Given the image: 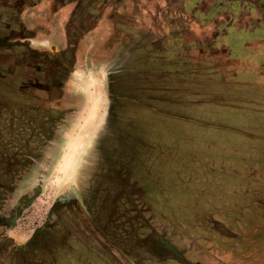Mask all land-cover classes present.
<instances>
[{
	"label": "rangeland",
	"instance_id": "rangeland-1",
	"mask_svg": "<svg viewBox=\"0 0 264 264\" xmlns=\"http://www.w3.org/2000/svg\"><path fill=\"white\" fill-rule=\"evenodd\" d=\"M5 1L0 0V44H3L0 45V99L3 106L6 47L13 44L5 39L8 32L4 29L9 28L2 9ZM239 1L246 2L245 8L248 7L232 9V17L249 23L233 32L237 38L233 47L240 53L237 56L252 52L243 47L247 39L254 51L247 55L244 69L237 68V72H232V68L208 71L202 67L197 70L185 67L184 73L166 71L157 77L156 73L161 71L159 67L164 65L160 63L154 73H149L154 76L146 74L143 68L133 72L128 66L120 73V89L126 90L128 85L138 87L137 97L124 93L135 99L132 103L146 101V105L136 107L118 102L129 106L124 109L131 112L119 122V132L113 136L116 139L111 141L109 151L123 170L118 175L117 169L110 172L112 177L122 176L119 183L132 185L131 180H140L144 173L147 174L149 187L145 195L143 186H146L135 183L140 195L134 207L136 217H125V223L136 225L128 235L135 236L137 243L145 246L140 257L142 264H149L148 259L155 260L149 246L159 240L173 244L180 257L187 252L188 256L199 258L198 247H204V257L224 256L228 255L231 245L232 264H264V184L261 191L255 185L244 186L264 180L259 176L260 171L264 173V0ZM44 43L46 46L50 42ZM219 48L223 50V47ZM138 57L139 61H134L137 69L138 63L142 66L150 60L142 53ZM66 86L68 101L62 103V108L67 109L61 113L62 119L66 120L61 121V136L55 153L39 181L34 172L21 186V191L33 187L36 190L23 203L15 220L13 235L17 242L41 224L56 198L71 191L69 183L78 192L75 183L79 171L84 162L91 159L94 146L102 144L99 138L108 131L105 72L101 66H77L69 75ZM145 87H153L145 89L144 95L152 93L156 100L142 96ZM72 99L75 104L68 109L67 103ZM147 105L163 115L152 112ZM69 112L71 116L67 115ZM187 117L197 122L187 120ZM235 128L243 133H232ZM105 151H100L104 157L107 156L102 153ZM69 154L71 159L74 158L71 166L64 164V157ZM129 168H133L130 178H124L128 176ZM104 175L95 185L108 182V174ZM245 187H249L251 196L236 194ZM219 193L227 194L223 197L220 194L224 201L220 202V198L219 202L205 203L215 200L212 197ZM232 193L235 194L232 196ZM199 200L200 208L192 209ZM213 224L221 231L226 230L228 236L222 232L218 235ZM145 236L149 237L147 242H143Z\"/></svg>",
	"mask_w": 264,
	"mask_h": 264
},
{
	"label": "flooded vegetation",
	"instance_id": "flooded-vegetation-1",
	"mask_svg": "<svg viewBox=\"0 0 264 264\" xmlns=\"http://www.w3.org/2000/svg\"><path fill=\"white\" fill-rule=\"evenodd\" d=\"M6 1V5L1 6L5 11L7 26L9 25L8 30L4 29L9 35V37L6 35L5 39L13 44L6 47L4 106L1 105L0 99V255H2L0 257H3V261L6 257L11 264H31L30 261L35 264L47 263L46 259L50 257L52 250L44 248L42 250L44 257H24V261L21 262V257H17L19 254H16L20 253V249L9 239V233L15 228V220L23 203L36 190L33 187L22 192L21 186L34 172L37 173L35 177L37 181L41 179L43 170L50 163L59 144L61 121L66 120L62 119L61 113L67 109L62 108V103L66 104L68 101L66 85L69 75L77 66L99 65L105 72L108 101L105 115V120L108 121L107 134H102L99 138L102 144L94 146L91 159L85 161L79 171L78 181L75 183L78 192H69L56 198L41 224L31 231L28 241L34 239L54 241L61 252L65 250L71 252L72 264H107L110 247L94 229L92 222L110 238L109 241L113 245L123 246L126 241L124 231L130 225L125 223V217L136 214L134 208L136 199L133 198L131 191L118 190L120 186L118 180H122V176L115 178L110 174L115 169L116 175L123 171L115 162V155L109 153L110 143L116 139L113 136L119 132L118 124L122 117L131 112L130 109H124L129 106L118 102H126L136 107L138 104L146 105V101L132 103L135 99L124 94H135L137 97L138 87L135 85H128L126 90L120 89L121 72L116 71L113 59L103 55L102 41L84 40L85 33L96 28V25L89 22L90 17H85L87 18L85 23V18L79 16L82 10L77 6L87 0L77 2L76 6H73V3H76L73 1V3L59 1L54 9L52 7L45 9L44 0ZM102 15L101 12L99 16ZM108 32L109 30H106V33ZM33 42L36 44L33 45ZM44 42L50 43L45 46ZM149 73L154 72L146 74L153 75ZM151 88L153 87L142 89V96L156 100L152 93L144 95V90ZM73 103L75 104L74 99L67 103L68 109ZM147 106L155 110L151 105ZM67 115L71 116V113ZM110 117L112 119L109 120ZM110 136L111 138H104ZM103 139L110 142L104 143ZM102 149L106 150L102 153H106L107 156L101 155ZM131 169L133 168H129V174L124 178L129 177ZM104 174H108V182L100 186L95 185ZM143 175L144 178L140 179L147 183V174ZM213 225L217 229L216 224ZM148 238L145 236L146 241L143 242H147ZM27 242L24 244L27 245ZM139 245L145 248L142 244ZM171 249H174V246L166 242L155 241V244L149 246L150 252L158 260H178L170 254ZM230 252L232 257V251ZM91 254L95 255V262H92ZM60 257L61 264H67L68 259L65 260L63 255ZM207 259L205 258V261ZM208 260L215 263L212 258ZM182 262L191 264L186 259Z\"/></svg>",
	"mask_w": 264,
	"mask_h": 264
},
{
	"label": "crops",
	"instance_id": "crops-1",
	"mask_svg": "<svg viewBox=\"0 0 264 264\" xmlns=\"http://www.w3.org/2000/svg\"><path fill=\"white\" fill-rule=\"evenodd\" d=\"M59 1H73L76 2H72L73 6H76L82 0H44L46 2L45 9L48 7L54 9L57 7V2ZM245 5L246 2L239 0H87L84 4L77 7L82 10V14L79 16H83L84 18L90 17L91 20L89 22H92L94 26L96 25V28L92 32L85 33L84 40L93 42L99 39V41H102V53L113 59L118 73L121 71L125 72L124 66L132 68L133 72L140 71L142 68L145 73L153 72L155 68H158L156 66L162 63L164 65L159 67L161 71L156 73L158 77V74H166V71L172 74L184 73L185 67H189L191 70H197V68L202 67L208 71L226 68L230 70L232 68V72H234L233 70L237 72V68L240 70L243 67L242 69H244L247 57L252 52L254 53V51L250 44L246 42V39L243 47L250 48L252 52L249 51L248 53L247 51V54H241L242 57L237 56L240 53L238 54V51L233 47L235 42H237V38H235L236 33L233 32L239 30L249 22L248 20L238 19L236 16L232 17V9L237 6L239 10L246 9L248 6L245 8ZM94 10H97V12H94ZM101 12L103 15L100 17ZM87 18H85V23L87 22ZM250 19L253 21V17ZM106 30H109V32L106 33ZM219 46L223 47V50ZM220 51L224 52V54H221ZM141 53L150 60L148 63L145 61L142 66L138 63L139 67L137 69L134 61H139L138 56ZM162 56H168L169 59L161 61L160 58ZM122 58L125 60L123 64ZM232 62H237V64ZM233 76L236 77V73ZM170 103L172 105V101ZM152 112H157V115H163L161 114L162 112L156 109L152 110ZM232 132L236 131L232 130ZM131 181L132 185L129 182L128 184L125 183V185L120 183L118 190L124 192L126 189H129L137 202L140 200V195H138L135 189V183L146 186V188L143 186L144 195L147 193L149 186H147L146 182H141V179ZM131 216L136 217V214L126 217ZM92 224L94 229L106 240L110 247V256L107 264H142L143 260L141 261L140 257L143 248L139 245L140 243H137L135 236L128 235L131 230H135V224L129 225L126 223L129 226L124 231L126 241L123 246L113 245L109 241L110 238H107L102 230L93 222ZM137 227L140 229L138 225ZM13 232L14 230L12 229L9 233V239L14 243L16 248L20 249V253L16 254H19L17 257H21V262L24 261V257H44L42 250L46 248V250L52 251H50V257L46 259L47 263L44 264H61L60 256L62 255L65 260L68 259L67 264L73 263L71 252L68 250L61 252V250H58L59 246L54 241H36L35 239L28 241L30 232L26 238L17 242L15 241ZM215 232L218 235H220L219 232H222L224 236H228V232L225 230L215 229ZM25 241H28L27 245L24 244ZM215 248L219 249V247H213L214 250ZM231 249L232 246L229 245L228 255H224V258L216 254H212L213 257L210 255L204 257V247H198L197 253L201 255L199 258L188 256L187 252H183L185 256L177 258L179 261L176 259L158 260L154 257L155 260L148 259L150 261L148 263L182 264V261L186 259L191 264H213V261L208 260L212 258L215 260L214 264H232ZM90 256L92 262H95V255L91 254ZM2 258L0 257V264H11V261L6 260V257L4 261ZM205 258L208 259L205 261ZM12 263H14L13 260ZM30 263L35 264V262L31 261Z\"/></svg>",
	"mask_w": 264,
	"mask_h": 264
},
{
	"label": "trees",
	"instance_id": "trees-1",
	"mask_svg": "<svg viewBox=\"0 0 264 264\" xmlns=\"http://www.w3.org/2000/svg\"><path fill=\"white\" fill-rule=\"evenodd\" d=\"M256 4V6H258V8L260 9V6L259 5H257V2L255 3ZM180 118H183V117H180ZM188 118V117H187ZM190 121L192 120V121H196V120H193V119H190V118H188ZM197 122V121H196ZM206 124H209L210 125V123H206ZM211 125H215V124H211ZM219 126V125H218ZM233 129V128H232ZM220 130V129H219ZM237 129L235 128V131H236ZM239 130H237L236 132H237V134L238 133H241L242 131H239ZM232 133H235V132H232ZM243 133V132H242ZM261 169V168H260ZM262 174V175H261ZM259 176L261 177V178H263L264 179V173L263 172H261L260 171V174H259ZM256 177V176H255ZM255 177H254V179H255ZM263 184H264V180H262V181H260V182H256V183H251V184H246V185H244V186H247V185H255L256 187V189H258V191H261L262 189H261V187L263 186ZM249 187H245V190H241V191H238L236 194H239V193H244V194H248V195H252L251 194V192H250V189H248ZM254 188V189H255ZM254 189L252 190V192H255L254 191ZM220 194L221 193H219V194H216V195H214V197H212V198H214L215 200H208V201H206L205 203H208V202H210V203H213V202H219V200H220V198H221V196L223 197V195H227V194H221V196H220ZM235 193H232V196L234 195ZM210 198V196H208V199ZM203 201V200H202ZM221 201H224V199H222L221 198V200H220V202ZM232 202V200H230V206H231V203ZM196 204V205H195ZM200 204H201V201L199 200V201H195V203H194V206L193 207H191L192 209H194V210H198L199 208H200ZM210 205V204H209ZM211 205H213V204H211ZM225 205V204H224ZM224 229V228H223ZM226 231V230H225Z\"/></svg>",
	"mask_w": 264,
	"mask_h": 264
},
{
	"label": "water",
	"instance_id": "water-1",
	"mask_svg": "<svg viewBox=\"0 0 264 264\" xmlns=\"http://www.w3.org/2000/svg\"><path fill=\"white\" fill-rule=\"evenodd\" d=\"M0 45H3V44H0ZM68 185L73 189V187L70 185V183H69ZM72 193H76V191L73 189V190H72ZM159 242H160V243H163L162 240H159ZM169 249H170V248H169ZM170 253H171L173 256H175V257L181 258V257L177 254V252H176L174 249H171V250H170Z\"/></svg>",
	"mask_w": 264,
	"mask_h": 264
},
{
	"label": "bare ground",
	"instance_id": "bare-ground-1",
	"mask_svg": "<svg viewBox=\"0 0 264 264\" xmlns=\"http://www.w3.org/2000/svg\"><path fill=\"white\" fill-rule=\"evenodd\" d=\"M68 154V153H67ZM72 157L70 156V154L69 155H66L65 157H64V164H66V163H69V165L71 166L72 165V162H73V160H74V158L73 159H71ZM62 173V172H61ZM71 191V193H72V188L70 189Z\"/></svg>",
	"mask_w": 264,
	"mask_h": 264
}]
</instances>
